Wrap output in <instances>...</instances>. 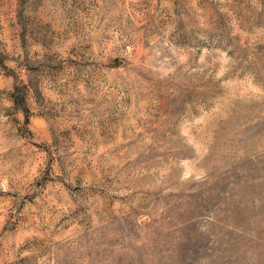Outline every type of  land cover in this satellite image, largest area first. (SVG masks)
<instances>
[{
    "label": "rangeland",
    "instance_id": "374dc122",
    "mask_svg": "<svg viewBox=\"0 0 264 264\" xmlns=\"http://www.w3.org/2000/svg\"><path fill=\"white\" fill-rule=\"evenodd\" d=\"M0 264H264V0H0Z\"/></svg>",
    "mask_w": 264,
    "mask_h": 264
}]
</instances>
